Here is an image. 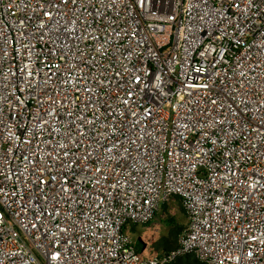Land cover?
<instances>
[{
	"label": "built area",
	"instance_id": "2783aa9c",
	"mask_svg": "<svg viewBox=\"0 0 264 264\" xmlns=\"http://www.w3.org/2000/svg\"><path fill=\"white\" fill-rule=\"evenodd\" d=\"M188 255L264 264V0H0V264Z\"/></svg>",
	"mask_w": 264,
	"mask_h": 264
},
{
	"label": "rangeland",
	"instance_id": "374dc122",
	"mask_svg": "<svg viewBox=\"0 0 264 264\" xmlns=\"http://www.w3.org/2000/svg\"><path fill=\"white\" fill-rule=\"evenodd\" d=\"M183 208L182 201L175 197L161 206L153 221L129 231L141 255L146 258L162 256L163 251L157 245L164 238L171 239L170 236L176 229L182 228V235L189 225L188 215ZM181 235L178 236V242Z\"/></svg>",
	"mask_w": 264,
	"mask_h": 264
},
{
	"label": "trees",
	"instance_id": "16d2710c",
	"mask_svg": "<svg viewBox=\"0 0 264 264\" xmlns=\"http://www.w3.org/2000/svg\"><path fill=\"white\" fill-rule=\"evenodd\" d=\"M178 199H180V198H178ZM136 228H137V225H133L132 229H136ZM181 232H182V228L181 229L180 228L179 229H176L171 234V236H170L171 239L164 238L159 243V245H157L158 249H162L163 253H170L173 250L177 249L178 246H179L178 236L181 235ZM173 264H203V263H201L194 255H188V256H185V257H182V258L178 259Z\"/></svg>",
	"mask_w": 264,
	"mask_h": 264
},
{
	"label": "crops",
	"instance_id": "0c3cea01",
	"mask_svg": "<svg viewBox=\"0 0 264 264\" xmlns=\"http://www.w3.org/2000/svg\"><path fill=\"white\" fill-rule=\"evenodd\" d=\"M133 226H131V229H132ZM129 231H130V228H129Z\"/></svg>",
	"mask_w": 264,
	"mask_h": 264
}]
</instances>
